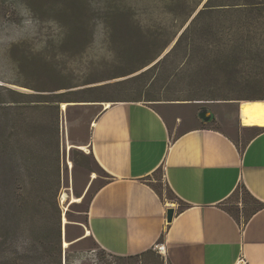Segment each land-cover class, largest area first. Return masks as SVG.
Returning a JSON list of instances; mask_svg holds the SVG:
<instances>
[{"label":"rangeland","instance_id":"rangeland-1","mask_svg":"<svg viewBox=\"0 0 264 264\" xmlns=\"http://www.w3.org/2000/svg\"><path fill=\"white\" fill-rule=\"evenodd\" d=\"M206 1L0 0V91L69 94L58 107L20 110L17 143L7 150L0 143V238L7 237L21 254L30 251L24 264L38 263L44 247L53 250L58 226L61 264L112 263L110 257L101 258L102 250L93 240L82 239L87 206L106 180L88 148L90 123L101 107L116 100L141 99L161 106L210 94L244 98L256 92L254 84L244 85V77L254 75L253 69L242 65L247 56L244 47L234 50L235 76L228 70L231 65L224 67L206 54L208 49L217 52L215 46L223 40L218 44L203 20L193 35L195 50L189 63L180 54L153 66ZM112 17L123 25L110 41L104 22ZM224 30L218 35L226 36ZM129 54L132 58L142 54L144 60L158 57L121 76L141 62ZM229 102L233 107L240 104V115L244 107L264 105V100L246 99L199 105L227 117L234 112ZM11 115L0 111V136L9 128L12 121L6 117ZM241 120L246 126H264V120ZM154 184L172 198L162 182ZM234 201H229V208ZM159 255L158 261L151 253L145 255V263H165Z\"/></svg>","mask_w":264,"mask_h":264},{"label":"crops","instance_id":"crops-1","mask_svg":"<svg viewBox=\"0 0 264 264\" xmlns=\"http://www.w3.org/2000/svg\"><path fill=\"white\" fill-rule=\"evenodd\" d=\"M201 103L101 107L88 148L106 180L87 206L82 239L118 255L163 242L170 264H235L241 255L264 264V126L252 134L240 104L229 102L234 112L226 117ZM157 182L172 198L150 185ZM241 186L262 206L247 219L252 203ZM168 208L174 209L170 222Z\"/></svg>","mask_w":264,"mask_h":264},{"label":"trees","instance_id":"trees-1","mask_svg":"<svg viewBox=\"0 0 264 264\" xmlns=\"http://www.w3.org/2000/svg\"><path fill=\"white\" fill-rule=\"evenodd\" d=\"M195 12L193 9L188 17L192 16L191 14ZM123 14V13H120ZM125 15V14H123ZM189 17V18H190ZM118 18H113L111 20L106 19L104 22L106 35L108 40L113 41L115 35L119 30L122 29L123 23H119ZM201 20L205 21L207 28H210L211 33L214 34V39L218 42L221 41V45H216L218 47L214 52L213 49L206 50L208 56L213 55L214 61L216 63L220 62L224 67L230 66L228 70H233V76H235L237 69V60H233L234 50L237 48L244 47L247 52L246 58L242 65L245 67H250L253 69L254 75L251 77H244V85L254 84L256 87V92L246 94L242 97L244 98H232L229 94L222 95H207L204 97L183 99L187 101H199V102H208V101H231L233 99H246L250 101L264 100V0H207L203 7L199 9L187 26L182 30L177 40L175 41L172 48L165 54L164 57L159 59L153 66H158L161 63H166L174 56H179L186 59L185 63H189V59L193 57L194 54V41L193 37L195 30ZM217 26V28L212 27ZM227 30L228 34L226 36H219L221 29ZM224 30V31H225ZM125 31V30H124ZM220 32V33H219ZM224 34V33H223ZM222 46V47H221ZM47 56V55H46ZM128 55L129 58L134 59L135 57L140 58L138 61H141L139 65L130 67L129 70L121 73V76L129 75L136 72L138 69L146 66L155 60L158 55H155L147 60L140 56ZM182 59V60H183ZM143 60V62H142ZM175 61V59H174ZM173 61V62H174ZM136 62V61H135ZM172 62V63H173ZM171 63V64H172ZM32 88V87H31ZM2 89V88H0ZM34 90L41 91L39 88H32ZM11 95L12 98L6 99V96ZM69 98V94H67ZM66 94H54V95H44V94H26L14 89L6 88L4 92L0 91V111L5 112L6 114L11 113V117H6V121H12L9 128L5 130L4 133L0 136L1 146L5 150L13 148L18 141V130L22 127L20 119L18 118L19 111L29 107L30 109H38L39 105L41 107H58V103L62 101H67ZM36 97L38 100H35ZM10 99V100H9ZM29 99H33L31 102ZM45 99V100H44ZM182 100V99H174ZM118 101H142L141 99H132V100H116ZM34 102L33 104H30ZM47 103V104H44ZM49 103V104H48ZM45 105V106H44ZM252 134L259 133L263 130V127L250 126ZM6 128V126H5ZM58 130V128H57ZM90 153V151H89ZM91 155V153H90ZM92 156V155H91ZM93 158V157H92ZM94 159V158H93ZM96 162V161H95ZM99 166V165H98ZM100 167V166H99ZM102 170V168H100ZM102 172H104L102 170ZM150 185L157 190L156 184L150 183ZM166 190L172 195L171 190ZM242 194L248 197L251 200L252 207L250 211L246 214L245 219H247L254 211L261 208V204L258 200L252 197L247 189L244 186H241ZM162 238H160L161 240ZM56 245L53 250L46 249L44 247L43 252H41L39 262L33 264H61V247H60V227L57 228V239ZM13 243L8 241L7 237L0 238V264H24L23 260L27 259V254H30L29 250H26V253H20L17 248H13ZM101 253V258L105 259L110 257L112 259L111 264H146L144 256L151 253L153 254L158 261L160 255L156 254V251L149 249L145 252L134 254V255H118L109 253L103 249ZM26 256V257H25ZM141 262V263H139ZM151 262V261H150ZM152 263V262H151ZM161 264H170L164 263Z\"/></svg>","mask_w":264,"mask_h":264},{"label":"bare ground","instance_id":"bare-ground-1","mask_svg":"<svg viewBox=\"0 0 264 264\" xmlns=\"http://www.w3.org/2000/svg\"><path fill=\"white\" fill-rule=\"evenodd\" d=\"M108 105L109 104L107 103L106 106ZM62 106L64 107L65 104H62ZM241 117L243 118L245 122H248V123L249 122L257 123L258 121L260 122V120L264 119V107L261 105L244 107L241 111ZM76 200L78 201L79 199H76Z\"/></svg>","mask_w":264,"mask_h":264},{"label":"built area","instance_id":"built-area-1","mask_svg":"<svg viewBox=\"0 0 264 264\" xmlns=\"http://www.w3.org/2000/svg\"><path fill=\"white\" fill-rule=\"evenodd\" d=\"M153 250H155L157 253L161 254L162 256L166 255L165 244L163 242L156 243ZM235 264H249V262L243 255H241Z\"/></svg>","mask_w":264,"mask_h":264},{"label":"water","instance_id":"water-1","mask_svg":"<svg viewBox=\"0 0 264 264\" xmlns=\"http://www.w3.org/2000/svg\"><path fill=\"white\" fill-rule=\"evenodd\" d=\"M205 114V113H203ZM202 114V117L205 118L206 120L209 119V115L207 114L206 116H204ZM173 214H174V209L173 208H168L167 209V221L170 222L173 218Z\"/></svg>","mask_w":264,"mask_h":264}]
</instances>
